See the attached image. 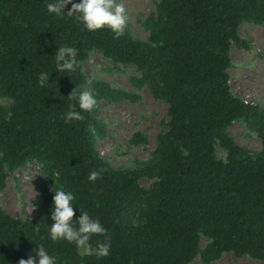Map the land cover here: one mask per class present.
Listing matches in <instances>:
<instances>
[{
	"label": "trees",
	"instance_id": "16d2710c",
	"mask_svg": "<svg viewBox=\"0 0 264 264\" xmlns=\"http://www.w3.org/2000/svg\"><path fill=\"white\" fill-rule=\"evenodd\" d=\"M47 2L0 0V99L9 101L0 105V192L8 174L31 163L45 187L37 217L0 208V264H18L39 244L57 264H191L198 257L212 264L223 254L264 263V108L230 85L231 49L250 50L240 27L264 25V0H159L143 22L146 41L127 27L115 39L106 28L85 30L72 16L49 14ZM63 45L78 50L74 72L55 69ZM95 51L114 67H133L132 86L147 87L167 107L150 159L133 167H113L100 155L106 131L97 117L102 102L137 95L94 80L97 109L83 120L63 118L73 89L88 86L83 64ZM42 71L50 73L48 86L38 83ZM235 122L255 133L260 150L236 142L229 134ZM131 142L147 138L136 133ZM93 169L102 170L94 182ZM61 186L106 228L108 256L95 251L104 236H93L88 252L49 238L52 190Z\"/></svg>",
	"mask_w": 264,
	"mask_h": 264
},
{
	"label": "rangeland",
	"instance_id": "374dc122",
	"mask_svg": "<svg viewBox=\"0 0 264 264\" xmlns=\"http://www.w3.org/2000/svg\"><path fill=\"white\" fill-rule=\"evenodd\" d=\"M127 11L126 27L133 37L146 41L148 33L143 27L146 18L155 11L159 0H120ZM241 38L249 41L250 50L231 49L233 68L230 70L232 92L245 101L264 108V25L244 23L239 32ZM89 84L98 80L111 87L124 90L139 97L138 101H122L100 104L98 120L105 125V137L98 139L97 150L113 167H133L136 161L150 159L156 146L157 135L165 129L167 107L152 97L147 87L132 86L129 78L135 75L133 67H114L99 52L90 54L83 64ZM9 101L0 99V105L8 106ZM140 133L147 138L146 144L134 145L132 137ZM229 134L242 147L250 151L260 150V141L255 133L249 132L241 122L229 128ZM223 154L220 152L219 156ZM141 186L147 188L151 181L143 179ZM45 192L40 167L27 164L13 174H8L6 186L0 192V208L13 217L31 219L38 216L37 204ZM206 241H201V248ZM191 264H202L199 257ZM212 264H264L247 257L237 259L231 254H223Z\"/></svg>",
	"mask_w": 264,
	"mask_h": 264
},
{
	"label": "clouds",
	"instance_id": "9594fccd",
	"mask_svg": "<svg viewBox=\"0 0 264 264\" xmlns=\"http://www.w3.org/2000/svg\"><path fill=\"white\" fill-rule=\"evenodd\" d=\"M67 5L71 8L65 11ZM46 9L49 14L56 17L72 16L85 30L96 31L110 30L119 38L124 34L127 24V11L125 4L120 0H48ZM47 43V41L45 42ZM78 50L69 45L56 47L54 60L55 69L59 73H71L78 67ZM50 73L42 71L38 76L40 86H48ZM75 103L68 105L64 113L65 122L83 120V112L92 113L98 107V99L87 90H74L69 95ZM77 108L80 110L78 111ZM102 175V170L93 169L89 181H96ZM52 206L50 210L51 225L48 226L49 238L53 241H65L74 244L78 249L88 252L92 250L90 243L93 236H104L102 241H97L95 251L98 256L106 257L110 254L111 240L106 236V228L98 218H93L88 211L76 206L75 195L62 186L52 190ZM77 210L79 216H76ZM18 264H57V258L48 249L39 244L32 250L27 259H20Z\"/></svg>",
	"mask_w": 264,
	"mask_h": 264
}]
</instances>
